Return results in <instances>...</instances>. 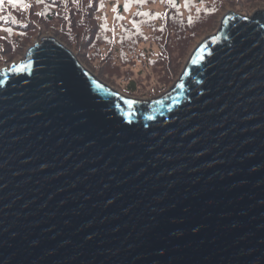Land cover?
<instances>
[{
	"label": "water",
	"instance_id": "1",
	"mask_svg": "<svg viewBox=\"0 0 264 264\" xmlns=\"http://www.w3.org/2000/svg\"><path fill=\"white\" fill-rule=\"evenodd\" d=\"M0 264H264V12L151 102L51 38L0 70Z\"/></svg>",
	"mask_w": 264,
	"mask_h": 264
},
{
	"label": "trees",
	"instance_id": "2",
	"mask_svg": "<svg viewBox=\"0 0 264 264\" xmlns=\"http://www.w3.org/2000/svg\"><path fill=\"white\" fill-rule=\"evenodd\" d=\"M259 5L264 0H174V6L168 0H0V69L48 35L111 89L107 78L132 83L138 65L154 72L146 81L166 89L181 58L217 31L227 11L248 13Z\"/></svg>",
	"mask_w": 264,
	"mask_h": 264
},
{
	"label": "rangeland",
	"instance_id": "3",
	"mask_svg": "<svg viewBox=\"0 0 264 264\" xmlns=\"http://www.w3.org/2000/svg\"><path fill=\"white\" fill-rule=\"evenodd\" d=\"M249 8H250V5H247L244 9H249ZM238 11L239 10H234V9H231V10L227 11L219 19V26L217 28V31L215 33L209 34L208 36L204 37L201 42H200V40H198L196 42V44L198 43V46L196 48H194L195 50H193V51L195 52L198 49V47L200 46V44L203 43L206 39H208V38H210V37H212V36H214V35H216L218 33V31H219V29L221 27V24H222V20L227 15H229L230 13H233V14H236V15H239V16H243V17L253 18L256 13L264 12V5H259L258 7L254 8V9H251V12H248V13H238ZM46 38L55 39L53 37H48V35L45 36L43 39H46ZM43 39H41L36 44H38V43L41 44ZM55 40H57V39H55ZM58 42L61 43L60 41H58ZM35 45L32 46L31 48H29L28 51L30 49L34 48ZM28 51L26 52V54H24L23 57L18 59V61L15 64L18 65L20 62H23L25 60V56L27 55ZM193 51L187 57L181 58L182 62H179V64H180L179 71L173 77V79H171V83H170L169 86H167L166 89H165V85H162V84L158 85L156 81L153 82V83H149L148 81H146V78L149 77V73L152 74L153 71L151 69L146 70L141 65L137 66L138 69H136L137 67L135 68V76L131 79L132 83L130 81H127L124 78H119V79H117V78H113V79L107 78L108 79L107 82H111V86L113 87V89L116 92H118L122 96L130 98V99H134V100L142 101V102H148V101H153V100L159 99L162 96H164L165 94H167L179 82L181 76L184 73V70H185L188 62L190 61L191 57L194 54ZM70 52L72 53V51H70ZM74 56H76L78 58L77 55H74ZM78 61H79V59H78ZM7 67L9 68L11 66L3 67L0 70H2L4 68H7ZM154 76H155V74L153 72V75L151 77H154ZM171 76L172 75H170V78H171ZM141 79H144V80L142 81ZM162 89H164V90H162Z\"/></svg>",
	"mask_w": 264,
	"mask_h": 264
},
{
	"label": "snow or ice",
	"instance_id": "4",
	"mask_svg": "<svg viewBox=\"0 0 264 264\" xmlns=\"http://www.w3.org/2000/svg\"><path fill=\"white\" fill-rule=\"evenodd\" d=\"M10 3H18L20 2V0H9ZM38 2H41V0H38ZM141 3L145 2V0H140ZM169 3H173V6H174V0H168ZM186 6H187V3H186ZM22 7L24 8H27L28 5H22ZM142 15H147V13H141ZM42 15V13H41ZM10 31V30H8Z\"/></svg>",
	"mask_w": 264,
	"mask_h": 264
}]
</instances>
